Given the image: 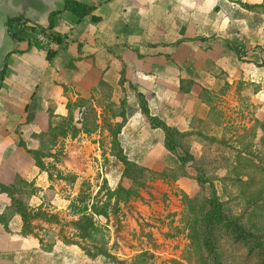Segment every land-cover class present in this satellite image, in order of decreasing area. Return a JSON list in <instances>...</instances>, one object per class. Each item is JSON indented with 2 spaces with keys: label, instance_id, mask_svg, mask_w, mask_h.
Segmentation results:
<instances>
[{
  "label": "crops",
  "instance_id": "1",
  "mask_svg": "<svg viewBox=\"0 0 264 264\" xmlns=\"http://www.w3.org/2000/svg\"><path fill=\"white\" fill-rule=\"evenodd\" d=\"M76 1L93 10L81 18L68 10L54 17L51 31L62 42L46 59L31 39H14L7 20L46 26L63 0H0V187L26 181L30 211L41 209L43 193L50 202L59 196L27 152L36 147L34 135L46 129L49 112L64 116L78 98L95 104L101 88L109 90V101H125L116 136L123 153L149 168H166L176 158L162 144L161 129L146 121L138 96L148 116L188 133L184 138L195 149L200 142L194 133L220 136L221 109L237 108L247 87L258 106L252 115L262 118L264 0ZM210 106L219 112L220 126L210 123ZM31 229L22 231L10 195L0 188V264H55L54 252L72 245L54 240L48 262L42 238Z\"/></svg>",
  "mask_w": 264,
  "mask_h": 264
},
{
  "label": "rangeland",
  "instance_id": "2",
  "mask_svg": "<svg viewBox=\"0 0 264 264\" xmlns=\"http://www.w3.org/2000/svg\"><path fill=\"white\" fill-rule=\"evenodd\" d=\"M251 92L248 87L240 92L236 109H221L224 136L219 139L224 143L211 141L206 148L200 142L195 149L181 139L192 157L198 159L197 164L203 166L201 171L191 166L176 169L177 159L163 169L149 168L127 157L132 155L126 156L131 164L124 169L111 145L109 117L96 109L95 120L87 122L88 132L58 136L52 146L50 140L40 139V150L45 155L40 158L44 168L39 169L49 175V188L59 196L50 202L48 194H42L44 204L36 210L42 216L36 218L37 222L29 221L26 230L36 228L48 262L202 264V245L193 232L200 220L190 205L201 195L210 196V189L234 215L241 214L244 227L264 237V107L262 118H254L252 112L258 106ZM73 111L76 118L83 115L77 108ZM38 140L35 139L36 146ZM176 150L182 152L178 145ZM69 164L72 170H68ZM237 178L251 179L253 183L246 187ZM20 182L8 187L27 205L31 189L26 181ZM97 208L104 213L94 211ZM27 209L30 210L28 206ZM196 212L201 209L196 208ZM82 214L91 218V237H80L73 228L72 221ZM214 237L221 264H261L258 257L246 255L242 243L231 241L220 229ZM56 239L72 245L69 250H54L53 261H49L48 252ZM68 241L78 242L84 250Z\"/></svg>",
  "mask_w": 264,
  "mask_h": 264
},
{
  "label": "trees",
  "instance_id": "3",
  "mask_svg": "<svg viewBox=\"0 0 264 264\" xmlns=\"http://www.w3.org/2000/svg\"><path fill=\"white\" fill-rule=\"evenodd\" d=\"M248 6V5H246ZM94 5L90 3L79 2L76 0H63L62 7L59 10H55L49 13L48 15V24L46 26H41L37 24L26 25L24 20H21V17H16L14 19H8L7 25L12 34V37L15 40H20L22 38L31 39L34 45L43 49V47L36 41L35 34L41 33L48 37L51 40H54L58 45L62 42L58 34L51 31L54 17L62 10H68L74 13L77 17L81 18L85 15H88L93 10ZM92 20H96L97 17L91 15ZM12 26H15L13 29ZM233 50L236 53H241L240 49L233 47ZM46 59H50L53 50L45 49ZM104 87V85H103ZM105 88V87H104ZM110 92L108 89L102 90L100 95L93 99L94 103L89 98H78L73 103H68L66 105L67 112L64 116L55 115L49 112L48 122L45 130L40 131L38 134L34 135L35 139L38 140V145L34 149H28L27 152L33 158L35 165L42 169L43 163L41 157L45 155V151L40 150L41 141L40 139H46L48 143L52 146L58 136L65 137L66 135L74 136L78 132H88L90 129L86 126L87 122L91 119L95 120V106H100L108 117H119L118 121L109 122L107 125L112 124L110 129V141L111 145L115 148L114 155L118 157L120 161L124 164L125 167L129 164L126 155L123 153L118 141L117 133L119 132L123 122H124V99H119L118 103H113L109 101ZM138 103L140 106L141 112L145 115L146 121L152 127H159L163 133L162 144L164 147L175 154L177 162L175 164L176 169H181L179 167L191 166L196 171H201L203 169L202 165H198V159L192 157L190 152L185 148V145L182 144V138L188 133H181L175 130L173 127L164 125L158 119L148 116L145 109L144 100L141 96H138ZM77 108L78 112L83 114L78 118L74 116L73 109ZM80 110V111H79ZM210 123L215 122L219 126L222 124V119L219 116V112L210 106ZM110 127V126H109ZM224 125H222V132L219 137L208 136L201 134L200 132L194 133L197 140L204 145L206 148L210 147V142L220 144L225 141L220 140L219 138L223 137ZM181 141V142H180ZM180 146L182 152H178L176 147ZM51 148V147H50ZM239 152V151H236ZM136 166V165H135ZM137 169H144L143 167L136 166ZM182 174H184L182 172ZM49 178V175L47 174ZM198 181V185L201 186L202 183L199 179V176H195ZM237 182L245 185L246 187L250 186L253 181L251 179L242 180L237 178ZM120 185L117 184L116 188H119ZM2 190H5L10 195V206L14 212L20 215L22 219V231H26L28 223L31 219L42 216V213L38 211H30L27 209L26 203L20 198L16 197L15 194L10 190L8 186H1ZM116 188H114L116 190ZM127 193V190H124ZM190 201V200H188ZM190 205V204H189ZM196 208L201 212L197 213ZM191 211L196 215V218L200 220L198 224V229L193 228V232L197 234L200 244L202 245L203 250V262L202 264H221L218 257V247L214 237V232L218 229L227 236L231 241L242 243L246 250V255L256 256L260 259V263L264 264V237L262 234H257L250 229L246 228L242 224V216L234 215L226 205L225 201H220L213 189H210V196L206 197L201 195V198L193 204L190 205ZM94 211L98 213H104L102 208H97ZM73 228L79 233L80 237H91V232L93 230L91 218L87 215H80L74 221H72ZM70 243L77 244L81 249L83 247L76 241H68ZM95 248V247H94Z\"/></svg>",
  "mask_w": 264,
  "mask_h": 264
},
{
  "label": "built area",
  "instance_id": "4",
  "mask_svg": "<svg viewBox=\"0 0 264 264\" xmlns=\"http://www.w3.org/2000/svg\"><path fill=\"white\" fill-rule=\"evenodd\" d=\"M36 41L43 47V49H50L53 50L58 46V43L54 40L49 39L45 35L41 33L35 34Z\"/></svg>",
  "mask_w": 264,
  "mask_h": 264
}]
</instances>
